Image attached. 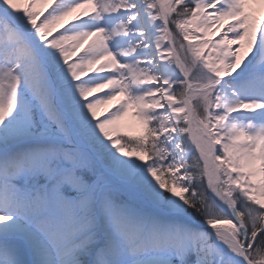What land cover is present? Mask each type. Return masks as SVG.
I'll return each instance as SVG.
<instances>
[{
  "label": "snow or ice",
  "instance_id": "1",
  "mask_svg": "<svg viewBox=\"0 0 264 264\" xmlns=\"http://www.w3.org/2000/svg\"><path fill=\"white\" fill-rule=\"evenodd\" d=\"M0 264H264V0H0Z\"/></svg>",
  "mask_w": 264,
  "mask_h": 264
},
{
  "label": "rangeland",
  "instance_id": "2",
  "mask_svg": "<svg viewBox=\"0 0 264 264\" xmlns=\"http://www.w3.org/2000/svg\"><path fill=\"white\" fill-rule=\"evenodd\" d=\"M101 111H103V109Z\"/></svg>",
  "mask_w": 264,
  "mask_h": 264
}]
</instances>
